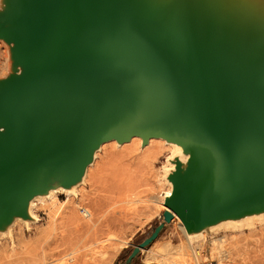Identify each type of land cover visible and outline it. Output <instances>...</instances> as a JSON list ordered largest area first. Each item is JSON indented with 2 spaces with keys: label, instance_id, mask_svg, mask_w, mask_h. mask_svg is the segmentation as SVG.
Returning <instances> with one entry per match:
<instances>
[{
  "label": "water",
  "instance_id": "1",
  "mask_svg": "<svg viewBox=\"0 0 264 264\" xmlns=\"http://www.w3.org/2000/svg\"><path fill=\"white\" fill-rule=\"evenodd\" d=\"M40 1L14 0L0 23L23 66L0 81V223L24 215L33 194L76 180L101 142L134 135L172 139L190 157L171 175L163 221L127 264L175 215L195 229L264 206V86L237 98L192 79L185 57L108 36L119 25L100 13L101 0L107 28L86 16L95 34L72 24L79 0L54 2L43 19Z\"/></svg>",
  "mask_w": 264,
  "mask_h": 264
},
{
  "label": "rangeland",
  "instance_id": "2",
  "mask_svg": "<svg viewBox=\"0 0 264 264\" xmlns=\"http://www.w3.org/2000/svg\"><path fill=\"white\" fill-rule=\"evenodd\" d=\"M2 7L0 0V11ZM7 15L0 19L1 24L7 25ZM3 49L0 45V81L5 79L1 73L6 63ZM140 145L130 141L121 146L106 143L75 195L57 193L51 199L36 200L35 220L17 221L11 235L0 232V264H127L132 248L163 221L160 201L169 189L162 179V169L170 149L164 146L156 158L155 149L146 154L148 144ZM109 166V176H104L105 172L101 175ZM131 190L137 193L135 198ZM82 207L88 217L82 216ZM123 207L130 208L124 219L119 216ZM68 211L71 214L66 217ZM111 217L122 221L111 225L107 222ZM71 218L91 224L76 231ZM261 219L243 228L205 232V237L191 239V243L173 219L129 264H176L170 260L179 257V248L185 253L180 257L181 264H264V218ZM221 257L226 262H221Z\"/></svg>",
  "mask_w": 264,
  "mask_h": 264
},
{
  "label": "bare ground",
  "instance_id": "3",
  "mask_svg": "<svg viewBox=\"0 0 264 264\" xmlns=\"http://www.w3.org/2000/svg\"><path fill=\"white\" fill-rule=\"evenodd\" d=\"M56 1L61 2V0H51V5L48 0L38 2V7H45L43 12L40 11L41 19L46 15V7L49 8V6H53ZM13 2L14 0H2L4 7H2L0 11V19L9 13L11 8L14 9L15 6L13 7ZM96 2L98 1H78L77 5L80 9L77 13L76 9L75 12H73L75 14L72 16V21L74 22L72 23L73 26L79 25L87 27L85 28L87 31L91 30L92 33L95 34L96 31L94 26L90 24L86 16H92V19H94L96 23H101L103 26H106L105 20L99 15V8L96 7L98 6ZM101 2V4L108 7V10L103 8L104 10L102 9L100 13L105 16L108 15L106 20H108L109 17L111 21L115 20L119 25L118 29L111 28L113 32L106 26L107 32L105 33L108 36L109 34L112 36L114 35V37L118 36L122 40L123 38L121 36H124L127 40L139 43L140 45L142 44L143 47H147L150 50L153 49L151 46H161L172 53L174 57H185L186 62L193 63V71L187 72V75L192 77V79H196L193 78L196 76H203V80L199 83L216 90H221L220 92L222 93H228L238 98L246 93L249 96L250 92L248 89L254 90V88H263L264 0H101ZM15 13L17 14V12ZM85 29L79 30L80 33L85 34ZM62 31H64V29ZM72 32H74V30H72ZM0 45L5 47V50L3 49L5 55H3L5 56L6 62L5 66L3 65L4 68L2 67L1 70L2 76L7 78L14 74H21V72H23V66L17 63L14 57V42L0 38ZM43 45H45V42ZM168 70L170 69L168 68ZM215 78L225 80L227 83L225 82V84L223 81L219 80L215 81ZM232 86L241 87V89L237 88L238 90H236L235 88L233 89ZM0 129L3 130V128ZM141 139V136L134 135L128 140L119 141L113 138L101 142L93 151L91 159L85 165L83 171L76 180L71 183L51 186L44 191L33 194L26 202L24 215L15 214L11 217L9 222L3 221L0 224L2 225V230H0V232L10 234L12 225L17 221L29 223L35 220L36 215L33 212V205L36 200L51 199L57 193H65L68 197L75 195L78 187L85 182L87 171L89 167L94 164L97 153L101 151V148L106 143L116 142L117 146H121L130 141L133 142L134 146L141 143L140 146L142 147L148 144L145 153L151 154L155 149L154 156H156V158L161 152V148L164 146L165 149H170L169 153L165 156L162 169V179L167 183L169 189H167L162 196L163 203L160 201L163 211L168 209L165 206V199L168 198L174 190L171 180L173 176L171 175L178 169L181 172L186 169L190 153L186 151L179 142L172 139L150 137L145 144L141 142L143 141ZM149 144L151 145L149 146ZM108 168L112 171L111 166L105 167L101 175L105 172L104 176H109V173L106 172V170L109 171ZM111 171L109 172L111 173ZM126 184H128V182ZM130 194L135 198L137 193L131 190ZM85 211L87 213H82V216L88 217V211L84 209V212ZM129 211V207H123L119 215L120 218L123 217L124 219L129 214ZM71 212H66V217L67 215L70 216ZM261 218H264V206L259 209L242 211L238 214L224 216L206 226H200L195 229H187L176 215L173 219L185 233L188 243H191V239H202L205 237V232L243 228L253 224L255 219L258 221V219ZM74 219L75 218H73V220ZM73 220L72 223L75 225V230L80 227H88L91 224V221L84 222L83 220L82 222L81 220L76 221L75 219V222H73ZM119 220L118 218L116 219V217H111L107 219V222L114 225L119 223ZM176 251L175 253H177ZM177 254L179 257L170 261L181 264L182 259L180 257L185 253L179 248ZM152 258H155L154 255ZM225 260L224 257H221V262H226ZM64 263L66 264L67 262Z\"/></svg>",
  "mask_w": 264,
  "mask_h": 264
},
{
  "label": "built area",
  "instance_id": "4",
  "mask_svg": "<svg viewBox=\"0 0 264 264\" xmlns=\"http://www.w3.org/2000/svg\"><path fill=\"white\" fill-rule=\"evenodd\" d=\"M81 210H82V213L83 214H86L87 213L86 211L84 212V208L83 207L81 208Z\"/></svg>",
  "mask_w": 264,
  "mask_h": 264
}]
</instances>
